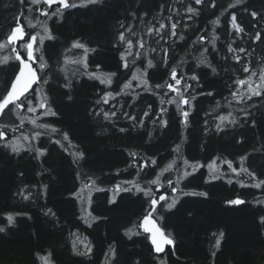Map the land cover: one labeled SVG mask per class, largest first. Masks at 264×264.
Segmentation results:
<instances>
[{
  "label": "trees",
  "instance_id": "obj_1",
  "mask_svg": "<svg viewBox=\"0 0 264 264\" xmlns=\"http://www.w3.org/2000/svg\"><path fill=\"white\" fill-rule=\"evenodd\" d=\"M69 2L77 7L51 16L57 4L49 7L43 0L38 5L29 0L23 4L0 0V43L6 42L17 23L22 24L27 38L14 47L23 58L27 54L21 44L28 42L30 35L38 32L44 36V29L49 30L51 38L41 43L38 36L34 44L40 81L28 96L34 106L46 98L55 112L54 116H41L42 109L31 113L25 105L19 116L15 111L0 116V125L16 129L8 131L6 140L19 138L26 145L13 153L5 141H0V227L5 229L0 232V264H43L41 257L48 253L54 264H264V224L260 222L264 217V186L254 187L264 181V92L251 100L247 95L243 100L232 96L238 89L246 93L247 84L241 86L236 81L248 80L253 71V88L261 84L264 0H241L239 4L236 0H202L201 4L194 0ZM188 7L195 12L189 13ZM44 8H48L49 16L42 14ZM252 12L257 16L252 17ZM233 15L243 29L238 34L231 25ZM29 20L35 28H29ZM160 24L165 27L157 34ZM172 24H176L175 36ZM121 32L125 42L119 39ZM201 36L206 39L200 41ZM127 40L132 41V55L126 52ZM75 42L88 49L87 71L105 78L115 74L111 84L90 78L81 65L72 63L85 58L84 49L73 48ZM229 47L234 51L229 52ZM12 48L0 49V95L6 94L18 73L19 61L14 59ZM241 48L245 51H239ZM5 56L9 57L6 62ZM41 59L46 63L44 70L39 68ZM148 60L152 67H148ZM173 67L177 79L184 77L181 91L185 83L191 85L184 93L190 99V106H183L190 113L187 125L181 122L175 104L168 103L176 95L166 87L174 83ZM244 67L250 71L244 72ZM133 73L147 80V87L132 80ZM45 79L47 83H43ZM129 81L131 88L124 90ZM105 92L114 97L107 103L103 100ZM161 107L166 111L158 116ZM112 111L116 116L104 119V112ZM125 112L137 117L135 126L123 115ZM144 112L149 113L147 117ZM228 113L232 114L229 120L236 123L226 120L216 129L221 123L218 117ZM141 118L143 127L139 126ZM31 119L58 131L37 128ZM160 120H166V126ZM121 128L125 131L120 132ZM35 131L43 134L31 141L23 139ZM64 133L68 140L63 139ZM78 152L83 153L82 158L74 155ZM241 157L244 167L255 173V180L247 173H231L224 162L232 161L239 168ZM184 159L203 166L184 178L179 189L207 192V197L183 195L179 190L173 194L167 188V179L175 180ZM146 160L147 167H141ZM213 161V167L219 169V179L215 180L207 167ZM169 164L173 165L172 172H162ZM158 175L165 187L151 186L152 190L157 199L167 192L168 200L161 201L152 216L175 240L174 249L165 246L164 253H156L149 234L138 227L151 210L150 198L134 189L115 191L117 184L131 187L124 181L148 187ZM29 192L32 195L24 199ZM173 195L176 204L169 210L167 203ZM237 197L245 203H227ZM113 199L115 202H110ZM9 214L14 216L12 224L7 221ZM220 232L224 237L216 249ZM77 234L89 241L90 254L73 250ZM110 249L115 250L114 256Z\"/></svg>",
  "mask_w": 264,
  "mask_h": 264
},
{
  "label": "snow or ice",
  "instance_id": "obj_2",
  "mask_svg": "<svg viewBox=\"0 0 264 264\" xmlns=\"http://www.w3.org/2000/svg\"><path fill=\"white\" fill-rule=\"evenodd\" d=\"M19 2L21 4L24 3V0H19ZM98 0H81V4H94L97 3ZM194 2L196 4H201L202 0H194ZM241 2V0H236V3L239 4ZM29 3L32 5H38L41 3V0H29ZM43 3L49 7H51L53 4H57L58 7H56V9L54 11L51 12V16H58V15H62V11L69 9V8H74L77 7V5L75 3H70L69 0H43ZM214 6V5H213ZM187 11L189 13H193L195 12V9H193L192 7H188ZM42 14L44 16H49V11L48 8H44L42 10ZM252 17H256L257 13L256 12H252L251 13ZM231 21L233 26L237 29V34L241 31H243V29L240 27V25L236 24V16L233 15L231 17ZM214 23H218V21H214ZM29 24V28H35L36 25L32 24L31 20L28 21ZM165 27L164 24H160L159 29H157V34L159 33L160 29H163ZM172 28V35L175 36L176 32V24H172L171 25ZM152 29H149V32L151 33ZM45 35L41 36L38 32L35 34L30 35V39L28 42L21 44V48H23L26 51L27 54V59H24L19 52L16 51V48L14 47L16 42L19 40H22L25 36V32L23 30V26L20 25L19 23L16 24V26L11 30V33L7 36L6 42L4 43H0V49L5 48L9 45H12V51L16 52V55L14 57L15 60L19 61V64L17 65L18 67V73L15 75L14 80H12L10 82V87H8L6 89V94L0 95V116H6L9 113H13L15 111V115L19 116L20 115V111L25 108V105H27V111L31 112V113H35L38 111V109H42L43 111L41 112V116H48V115H55V112L52 111L50 109V107L48 106V104L46 103V98L40 99L35 106L33 105V99H30L29 96L27 95L29 93V90L32 89L33 84H36L40 81V77L37 75V70L36 68L32 67V64L29 61H35V56L33 53V46L34 44L37 42V38L39 36L40 42L42 43L44 41V39L47 38H51L50 37V33L49 30L47 28L44 29ZM133 35H135V33H133ZM119 39L121 42H125V35L123 32H121L119 34ZM180 39H183V37L181 36ZM200 41H203L204 39H206V37H199L198 38ZM256 39L259 40L260 36L259 33H256ZM128 48L126 49V52L128 55H132L130 49L132 47V41L131 40H127L126 41ZM213 45L215 44V39H213L212 41ZM139 47H144L143 42L141 41L139 43ZM73 48H79V49H84V53H85V58L83 59H79V60H74L72 61V63L75 64H79L82 66V68L84 69V74L89 76L90 78L93 79H98L100 80L101 83L104 84H111V75H115V74H111L109 75L107 78L97 74L96 72H88L87 68L88 65L86 63V56H87V52L88 49L87 47L81 43V42H75L73 44ZM153 51H155V49H153ZM206 51V49H205ZM229 52L234 51L231 47L228 48ZM239 51L243 52L245 51L243 48L239 49ZM167 55V53L165 52V56ZM136 56L139 58L140 57V53L137 52ZM9 59V57L5 56L3 57V61H7ZM235 59L237 61L240 60L239 56H236ZM67 63V60L65 61ZM201 63H205L206 61L201 60ZM166 63V60H165ZM152 61L148 60V67H152ZM99 67V66H97ZM124 67H128V63L125 62ZM39 68L41 70H44L46 68V63L43 62V60L41 59V62L39 63ZM214 70V69H213ZM244 72H249L250 69L249 67H244L243 69ZM76 73H74L75 75ZM256 72H252L251 76H255ZM251 76H249L248 80H237L236 83L243 86L245 84H247V90L246 93H240L239 89L236 92H232V96L234 99L237 100H243L245 99V95H247V99L251 100L253 96L256 97H261L262 96V92H264V71H262L260 73L259 79L261 81V84H258L255 88H253L252 84L250 83L251 80ZM171 79L174 81V83H167L166 87L168 90L176 93V95L170 99L168 101V103L170 104H175L177 110L180 111V114L182 116V123L184 125H187L188 123V117H189V111L184 110L183 106L184 105H189L190 106V99L189 97L185 96L184 93L187 91L188 88L191 87V85L185 83L183 85V89L184 91H181V81L184 79L183 76H181L179 79H177V69L175 67H173L171 69ZM191 79L196 80L198 79L196 76H192ZM132 80H138L140 85H144L145 87H147V80L145 79H141L140 76H138L136 73H133L132 75ZM43 83H47V80L45 79L43 81ZM66 87L68 86L67 84L65 85ZM162 85H156V88H161ZM131 88V81H129L128 83H125L123 85V89L124 90H129ZM120 93H117V95H119ZM109 97H113V94L111 92H105L104 93V103L108 102V98ZM114 98V97H113ZM192 99H194V97H192ZM99 103V101L97 102ZM161 103H163V101H161ZM7 110V111H6ZM149 110H150V106H149ZM166 111V109H164L163 107H161L160 109V113H158L157 115L159 116L160 114L164 113ZM148 112H144V117L148 116ZM123 115L129 119L130 121L133 122V126H135L136 121H137V117L136 116H131L129 115L127 112L123 113ZM231 113H228L227 116L221 115L218 117V119L220 120L221 123L216 124V129H220L221 128V124L226 121L229 120V117H231ZM245 115L248 116L250 115V113L245 112ZM116 116V112L112 111L111 113L108 112H104V119L106 120H111L112 117ZM23 122V121H22ZM30 122L35 125L37 128L40 129H47L50 133H55L58 130L55 127H52L48 124H44V123H37L36 119H31ZM156 121L154 120L153 123H155ZM230 123H236L235 119L229 120ZM161 125L166 126L167 121L166 120H160ZM253 124H255V121H252ZM144 124V120L143 118H141L139 120V126L143 127ZM205 124H207V121H205ZM16 131L15 128L9 129L7 126L5 125H0V141H5V144L7 147H9L11 149V151L13 153H17L19 151H21L22 149H24L26 147L25 144H23L19 138H16L15 140H6L7 137V133L8 131ZM120 132H124L125 129L121 128L119 129ZM43 133H41L40 131H35L33 132V135L31 137L24 135L23 139L25 141H31L34 139L39 138ZM63 139L64 140H68V134L64 133L63 134ZM55 143L60 144V140H56ZM43 151V150H41ZM175 151L177 152V154H179L180 152V146L177 145L175 148ZM74 155H77L78 157L83 156V153L78 152L75 153ZM130 156L135 157L136 153H129ZM243 160L244 157L240 158V167H234L233 166V162L232 161H224L225 163H227L228 168L230 170L231 173H235L237 176H239L241 173H247L249 176H251L254 180L256 179L255 173L254 172H249V170L247 168L244 167L243 165ZM150 163L152 165H156V160L155 159H151ZM149 164V161H144V164L141 165V167H147V165ZM215 164V161H213L212 163L208 164V169H209V173L211 175V179L215 180V179H219V169L218 168H214L213 165ZM133 167H135V163L132 165ZM203 165H199L197 164H190L189 161H187L186 159L183 160V167L182 169H177L179 171V175H177L175 177V180H173L172 178H168L166 181L167 184V188L171 189V192L173 194H176L178 192V190L183 194V195H192V196H202V197H207L208 193L207 192H196V191H191V192H184L182 189H179V185L181 183V181L186 178L187 176L192 175L194 172H196L198 170V167H202ZM191 169V171H188V169ZM173 169V165L169 164L166 168L162 169V172H169L171 173ZM207 182V181H206ZM229 183H231V179H229L228 181ZM94 185V181L91 182ZM175 183L176 186H173V184ZM123 184L126 185H131V187H123L121 184H117L115 186V191L121 192H127V191H132L133 189L137 192V193H142L144 197H148L150 198V208L151 210L148 211V214L145 215L143 217L142 222L139 223L138 227L143 229L144 233L149 234L150 240H151V244L154 246V250L156 253H164L165 252V246H172V248L174 249L175 246V240L169 235L165 234V231L162 227H160L157 224V221L155 219H150V217L152 216L153 212H155L156 206L161 202V201H167L168 200V195L167 192H165V194H162L159 196V199L156 198L155 193L152 190L151 186H157V188H163L165 187V185L163 183H161V179L160 176L158 175L155 179H152L149 182L148 187H142L138 182L136 181H124ZM243 186V185H242ZM262 186H264V181H260L258 183L254 184L255 188H261ZM85 187H88V185H85ZM99 191H103V189H97ZM32 195L31 192L28 193V195L24 196V199H28L30 196ZM82 198V197H81ZM110 202H115V200L113 199ZM228 204L230 205H241L244 204L245 201L239 197L235 198V199H231L229 201H227ZM257 203H261V201H257ZM176 204V199L175 196L173 195V197L171 198V202L167 203V208L170 210L172 209ZM49 212H51V210H49ZM52 215H54V213H52ZM93 219H97L95 217H93ZM7 221L8 224H12L14 223V216L12 214H9L7 216ZM260 222L262 224H264V217H260ZM89 226H91L89 224ZM5 229L3 227H0V232L4 231ZM129 234H132V230L128 229L127 230ZM224 237V233L220 232L219 233V238L216 239L215 241V246L216 249H219L220 244H221V240ZM85 248L87 249L86 252H81L78 253L80 255H88L91 253L92 248L89 245H85ZM73 250L76 251V244L73 243ZM112 255H115V250L114 249H110ZM216 253L215 251L212 252V256L215 257ZM51 254L48 253L47 256H43L41 257V260L43 261V264H54V262L50 259ZM163 264V262H162Z\"/></svg>",
  "mask_w": 264,
  "mask_h": 264
},
{
  "label": "rangeland",
  "instance_id": "obj_3",
  "mask_svg": "<svg viewBox=\"0 0 264 264\" xmlns=\"http://www.w3.org/2000/svg\"><path fill=\"white\" fill-rule=\"evenodd\" d=\"M231 25L232 22H231ZM75 244H76V248L79 250V251H87V249L85 248V245H89V241L87 240V238L85 236H82V235H76L75 236V240H74Z\"/></svg>",
  "mask_w": 264,
  "mask_h": 264
},
{
  "label": "water",
  "instance_id": "obj_4",
  "mask_svg": "<svg viewBox=\"0 0 264 264\" xmlns=\"http://www.w3.org/2000/svg\"><path fill=\"white\" fill-rule=\"evenodd\" d=\"M20 25H22V24H20ZM22 26H23V25H22ZM23 30H24V32H25L24 26H23ZM26 37H27V33L25 32V36H24L23 39H25ZM23 39H22V40H23ZM17 42H18V41H17ZM33 48H34V46H33ZM33 53H34V51H33ZM34 56H35V54H34ZM25 59H27V56H26ZM29 62L32 64V67H33V68H36V70H37V75L40 77L39 71H38V69H37V67H36V59H35V61H29ZM37 84H38V83L33 84L32 89L29 90V93H28V94H30V93L33 91V89L35 88V86H36ZM28 94H27V95H28ZM150 219H154L153 216H151ZM157 224L159 225L158 222H157Z\"/></svg>",
  "mask_w": 264,
  "mask_h": 264
}]
</instances>
